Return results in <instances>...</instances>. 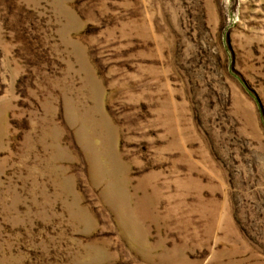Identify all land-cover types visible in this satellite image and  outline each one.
Segmentation results:
<instances>
[{"label": "rangeland", "instance_id": "374dc122", "mask_svg": "<svg viewBox=\"0 0 264 264\" xmlns=\"http://www.w3.org/2000/svg\"><path fill=\"white\" fill-rule=\"evenodd\" d=\"M0 264H264V0H0Z\"/></svg>", "mask_w": 264, "mask_h": 264}]
</instances>
